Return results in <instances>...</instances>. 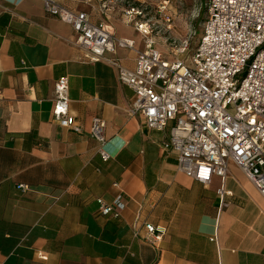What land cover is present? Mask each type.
Listing matches in <instances>:
<instances>
[{
	"label": "crops",
	"instance_id": "1",
	"mask_svg": "<svg viewBox=\"0 0 264 264\" xmlns=\"http://www.w3.org/2000/svg\"><path fill=\"white\" fill-rule=\"evenodd\" d=\"M59 2L133 40L134 48L107 57L135 68L144 42L122 14L126 6ZM63 76L81 132L54 118ZM134 97L109 62L85 59L73 26L43 0H0V264H264L259 188L235 164L225 183L184 174L167 147L169 129H150L129 113ZM97 116L106 123L108 160L91 136ZM119 195L120 216L103 215L99 199L113 204ZM148 223L165 229L157 246L146 238Z\"/></svg>",
	"mask_w": 264,
	"mask_h": 264
},
{
	"label": "built area",
	"instance_id": "2",
	"mask_svg": "<svg viewBox=\"0 0 264 264\" xmlns=\"http://www.w3.org/2000/svg\"><path fill=\"white\" fill-rule=\"evenodd\" d=\"M43 1L48 13L73 26L85 59L106 60L117 69L120 82L134 90L129 113L141 116L150 129H169L167 147L176 153L180 171L203 184L211 183L214 175L225 183L235 164L264 195V0H207L200 40L192 45L187 38L166 48L170 56L158 48L149 20H137L144 13L125 9L128 23L135 25L144 42L133 69L118 57H107L118 48H134L133 40L118 38L105 21L94 22L87 12L69 9L59 0ZM166 10L165 4L160 13L170 25L173 18ZM70 102V79L63 76L55 84L54 118L81 132ZM105 125L101 117H94L91 136L108 160ZM225 193L222 186V206ZM99 204L105 216L119 217L126 207L122 195L113 204L103 199ZM146 228V238L157 246L165 229L150 223Z\"/></svg>",
	"mask_w": 264,
	"mask_h": 264
},
{
	"label": "rangeland",
	"instance_id": "3",
	"mask_svg": "<svg viewBox=\"0 0 264 264\" xmlns=\"http://www.w3.org/2000/svg\"><path fill=\"white\" fill-rule=\"evenodd\" d=\"M117 4L135 7L145 15L153 27V35L160 43L158 48L165 54H171L166 48L179 45L190 38L195 45L202 36V23L206 17L207 0H116ZM167 5L166 12L171 15L173 22L169 23L160 13V8ZM124 11V10H123ZM122 11V14L124 13Z\"/></svg>",
	"mask_w": 264,
	"mask_h": 264
}]
</instances>
